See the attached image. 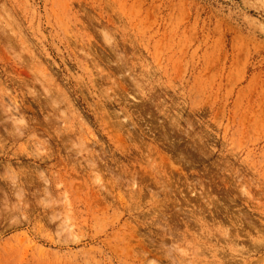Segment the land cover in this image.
<instances>
[{
  "label": "rangeland",
  "instance_id": "374dc122",
  "mask_svg": "<svg viewBox=\"0 0 264 264\" xmlns=\"http://www.w3.org/2000/svg\"><path fill=\"white\" fill-rule=\"evenodd\" d=\"M0 264H264V0H0Z\"/></svg>",
  "mask_w": 264,
  "mask_h": 264
},
{
  "label": "bare ground",
  "instance_id": "6f19581e",
  "mask_svg": "<svg viewBox=\"0 0 264 264\" xmlns=\"http://www.w3.org/2000/svg\"><path fill=\"white\" fill-rule=\"evenodd\" d=\"M107 37H108V36H107ZM108 40H109V39H107V41H108ZM35 75H36V74H35ZM42 75H43V74H42ZM41 77H42V76H41ZM43 77H45V76H43ZM43 77H42V78H43ZM43 80H44V79H43ZM41 82H42V81H41ZM43 82H44V81H43ZM43 82L40 83V84H43V86L45 87L44 83H46L47 81L44 82V83H43ZM49 83H50V82H49ZM46 87H47V85H46ZM46 87H45V88H46ZM48 87H49V86H48ZM45 88H44V89H45ZM47 89H48V88H47ZM48 90H49V89H48ZM56 90H58V89H56ZM45 91H46V89H45ZM49 91H50V90H49ZM57 92H58V91H56V93H57ZM60 92H61V91H60ZM57 95H58V93H57ZM64 97H65V94H64ZM64 97H63V99H64ZM65 98H66V97H65ZM64 101H65V100H64ZM62 102H63V101H62ZM52 104H53V102H52ZM62 104H64V103H62ZM54 105H55V104H54ZM50 106H51V104H50ZM58 106H59V105H58ZM51 107H52V106H51ZM54 107H55V106H54ZM56 109H58V108H56ZM54 110H55V109H54ZM62 114H64V113H62ZM17 120H18V119H16L15 121H17ZM66 122H67V121H66ZM78 143H79V142H78ZM78 143H77V144H78ZM79 144H80V143H79ZM78 149H80V148H78ZM78 149H77V150H78ZM81 150H82V148H81ZM81 152H82V151H81ZM77 153H80V151H79V152L77 151ZM10 177H11V176H10ZM12 182H13V181H12ZM13 183H14V182H13ZM19 193H20V192H19ZM21 194H22V193H21Z\"/></svg>",
  "mask_w": 264,
  "mask_h": 264
}]
</instances>
